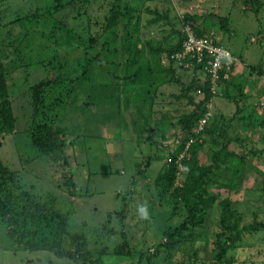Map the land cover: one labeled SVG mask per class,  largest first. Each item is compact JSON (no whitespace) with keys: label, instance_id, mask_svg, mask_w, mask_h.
<instances>
[{"label":"rangeland","instance_id":"1","mask_svg":"<svg viewBox=\"0 0 264 264\" xmlns=\"http://www.w3.org/2000/svg\"><path fill=\"white\" fill-rule=\"evenodd\" d=\"M58 2L63 6L57 8ZM255 9L254 2L245 5L244 0H89L74 6L69 0H0V66L10 67L7 65L16 61L18 51L23 57V62L8 69L12 81L8 82L11 93L7 100L13 125L10 131L0 130V161L15 176L14 182L7 180L13 203L30 206L25 200L28 194L48 212L65 214L71 232L82 234L89 249L102 250L104 264H136L140 257L141 264H263L264 252L258 255L257 249L264 251V238L257 236V231L233 236L236 232L221 233V224L231 225L236 220L240 229L261 221L258 213L264 208V184L260 188L257 180L264 183V167L260 168L264 160L257 159L253 148L243 153L236 145L234 149L224 145L221 133H225L226 121L215 109L209 112L214 97L205 101L212 95V85L180 66L178 77L185 85H193L184 99H177L180 89L170 83V73L164 68L167 51L178 40L176 34L187 26L212 33L218 44L229 49L238 61L231 69L229 84L222 83L216 95L236 99L238 88L243 93L250 85L248 99H253L240 105L238 120L242 123L232 126L238 141L242 134L239 127L256 123L257 112L264 110V104L254 100L264 93V6L258 14ZM29 15L36 16V31L19 25ZM217 17L227 19L230 32L219 28ZM83 27L90 32L84 36V45L81 38L72 37L81 34ZM52 29L56 42L47 47L44 38ZM25 37L27 41L21 44ZM124 58L132 59V70L150 78L143 86L156 92L153 97H137L147 91L140 87L110 92L108 83L111 76L119 74L121 67L116 64ZM79 63H88L87 73ZM43 79L76 83V99L68 100L70 104L63 108L61 126L68 132L62 137V150L51 156L37 153L28 138V131L42 120V114L34 110L30 88ZM161 86L165 90L159 94ZM117 97L119 111L111 109V104L116 106L111 99ZM220 100L217 108L235 112L233 102ZM193 107L199 113L204 109L199 120L209 112L204 137L179 132L177 119ZM75 125V131L70 129ZM224 146L229 152L241 151L228 161L230 171L223 167L214 171L219 182L231 175L230 189L226 191L223 184L208 188L215 199L205 202L203 224L187 229L175 242L167 241L165 232L180 226L192 199L160 191L154 185L155 177L175 172V185L190 183L194 167L210 165L213 153ZM57 155L68 162L74 194L62 184V171L51 159ZM178 155L184 159L181 168L166 164ZM224 198L231 203L229 212L222 209ZM139 204L147 207V220L137 215ZM166 242L169 248L164 247ZM117 246L127 249L130 256L114 255ZM64 247L73 250L68 243ZM157 247L159 256L148 263L146 258ZM0 264L81 263L58 259L49 252L20 251L0 226Z\"/></svg>","mask_w":264,"mask_h":264},{"label":"trees","instance_id":"2","mask_svg":"<svg viewBox=\"0 0 264 264\" xmlns=\"http://www.w3.org/2000/svg\"><path fill=\"white\" fill-rule=\"evenodd\" d=\"M88 1L89 0H72L71 2L69 0L72 6L77 4V2H79V5H81L82 2L87 3ZM251 2L255 3V12L258 14L260 8L264 6L263 2L261 0H244L245 5H249ZM62 6L63 5L58 2L57 8ZM53 9L55 10L56 8L53 7ZM109 14L111 15V12ZM28 17L29 19H25L27 20L26 22H23L19 25L31 29V31H36L37 27L34 25V23H36V16L29 15ZM217 18L219 20V28L224 29L223 31L226 33L230 32V29L226 25L227 19L222 17ZM110 19H113L112 16ZM192 30L197 36H202L204 33L194 28H192ZM25 33H27V31H25ZM89 34V29L83 27L81 34L80 32H77V34L72 35V37H76L77 40H80L81 38L80 42L84 45V36H89ZM185 37L186 34L184 31L182 33L176 34V38L178 40L174 44V46L171 47L169 51H167L168 65L164 67L165 70L170 73V83L175 84L180 89V93L175 96L177 99H184L193 85V82L185 85L184 81H182L178 77L177 73L179 72L176 71H180V66L178 65L176 60L171 58V55L182 51V43ZM27 39V37L22 38L23 41L21 42V44L26 42ZM44 42L46 43L47 47H50L56 42L53 29L48 35H46V37L44 38ZM93 45L94 42L91 46L93 47ZM227 50L230 51L229 49ZM231 54L238 61V59L232 52ZM20 61L23 62V57L21 55V52L18 51L16 61H10L7 66L12 67L11 65L14 63V67V65L18 64V62ZM224 62L225 58L222 59L223 64ZM236 62H234L232 66H234ZM82 64L83 63H81L80 65ZM85 66H88V63H85V65L83 64L84 70L86 69ZM116 66L118 68L121 67V69L119 68L118 70L119 74L111 76L110 82L108 83L110 92L119 91V88L121 87L126 88L127 90H135L136 88L140 87L141 89H147V91L142 90L140 95H137V97L145 98L147 94H149L150 97H153L155 95L156 92H149V88H145L143 86V83L145 81H148L150 78L147 77L145 79L137 71L132 70L133 61L131 58L122 59L120 62H117ZM10 67L0 66V130L9 131L13 125L12 106L7 100L11 93L10 85L8 84V82L12 81V78H10L8 71ZM148 68L150 67L148 66ZM155 68V70H158L157 67ZM151 70L152 69H149V73L151 72ZM192 72L197 73L199 78H203L206 85H212L211 77L203 71L202 63L195 62V66L192 68ZM85 73H87V70H85ZM224 73V70L219 71L217 79L215 80V90H217L218 92L219 89L221 90L222 83L229 84L228 79L231 75V71L229 72L227 77H224ZM57 79H43L37 84L32 85L30 88L31 102L36 106L34 108L35 112L37 114H42V116H40L42 120L38 123H35L34 127L28 131V138H30V142L34 147L31 144L30 145L35 149L37 153L43 156H51L53 152L59 153L62 150V137L66 132H68L66 128L61 126L65 111L63 108L64 106H68L70 102H73L76 99V94L74 93V91L76 90V83L74 84L73 81V83L71 84H61L60 82H58L59 79ZM240 90L241 88H238L239 97H237L236 99L227 94H225L227 96H225L224 98L235 104L237 113L239 112V103L241 101V97L243 96V93L240 92ZM209 92L212 95H208L205 101L210 102L213 97L220 98L216 95L218 93L212 92L211 89ZM68 100L70 101L69 104L67 103ZM111 101L116 102V106L111 104V109L115 107L117 109L116 111H119L120 105L117 104V102L120 101L119 98L117 97L115 98V100L114 98H112ZM85 105L90 108V105L88 103H85ZM195 108L196 109H194L193 107V110H190L187 114L181 115L179 119H177L180 134H184L186 136L188 134L194 133V124L196 123V121L198 123L199 118L204 112L203 109V111L199 113L197 107ZM77 128V125H75L70 129L75 131ZM204 131V129L200 131V133L198 134L199 137H204ZM221 134L224 136V145H227L230 142L229 137L225 133ZM148 140L149 142L158 146L157 143L153 141V139L149 138ZM165 143L167 142L165 141ZM179 155L177 157L174 156L166 164L170 165L171 167H175L176 165L178 169L181 168L183 166L184 159L183 155L180 157ZM235 155L236 154H234L233 152L226 151L225 146L221 147L213 153L212 163L206 167H202L201 169L194 167L195 171L190 183H185L182 186L175 185V180L177 178L175 172L169 173L165 171L163 173H159L155 177L154 185L160 191L164 193H171L175 195L176 198L184 196L185 198L192 199L186 208L187 217L182 221L180 226L175 228L171 232H165L167 241L175 242L176 239L182 237L183 233L187 229L198 228L203 224L205 202L208 199L214 202L215 199L214 195H212L211 197V195L209 194L208 188L212 186L216 189L218 185L223 184L226 191L230 189V186H228V184L229 180L232 178L231 175L229 177H224V179H221L222 182H219L220 178L214 175V171H220L222 167L225 169V171H230L231 167L228 166V164H230L228 161ZM51 159L53 160V163L58 165V167L62 171V184L70 193L74 194V183L67 160L60 155L52 156ZM148 159H150V157ZM241 160H244L243 156ZM148 164L149 163H146L145 165L148 167ZM7 180L11 183L14 182V173L12 172V170L4 166L0 161V226L4 229L7 238L11 240V242L16 246L17 249L29 253L49 252L58 259H71L72 261H76L81 264L105 263L104 260L101 259V256L104 254L101 253L102 250L95 252L89 249L86 244V239L82 234H77L76 232H71L69 230L68 219L65 214L55 211L48 212V209L44 204L35 202L28 194H26L25 200L30 206L18 207L15 203H13ZM262 184L264 183L262 182ZM225 198L223 199L224 201H221V205L223 206L222 209L225 212H229L230 208H232L230 207L231 203ZM262 227H264L263 222L253 221L251 224L244 225L240 229H238L236 220H234L231 225H224L222 223L221 233L233 231L236 232V234H233V236H235L245 232H256ZM221 233L220 235L218 234V236H221ZM67 243L73 246V250L64 247V245ZM165 246L169 248L170 243L166 242L164 247ZM158 247L153 254L150 253L152 255H149L146 258L148 263L153 258L159 256L160 252H158ZM113 253L114 255L124 257H129L131 254L122 246H117ZM136 264H141V257L137 260Z\"/></svg>","mask_w":264,"mask_h":264},{"label":"built area","instance_id":"3","mask_svg":"<svg viewBox=\"0 0 264 264\" xmlns=\"http://www.w3.org/2000/svg\"><path fill=\"white\" fill-rule=\"evenodd\" d=\"M186 37L182 43V51L171 55V58L176 60L179 66L183 67V70L191 69L196 63L203 64V71L211 77L212 92L218 93L215 90L216 82L219 71L224 70V77H227L231 69L233 68V63L237 60L224 46L218 44L211 34H203L202 36H197L195 32L190 27H185L183 30ZM225 58L224 64L222 59ZM209 112L205 114L194 127L193 132L197 135L204 129V124L207 123ZM199 137V135H198ZM193 142V139L189 140Z\"/></svg>","mask_w":264,"mask_h":264},{"label":"crops","instance_id":"4","mask_svg":"<svg viewBox=\"0 0 264 264\" xmlns=\"http://www.w3.org/2000/svg\"><path fill=\"white\" fill-rule=\"evenodd\" d=\"M250 88H251V86L248 85V86H245V89L243 90L244 91L243 92L244 97L243 96L241 97V101L239 103V111L242 107V106H240L241 104H243V105L248 104L249 101L251 102L253 100V99H248V97H250V95H251ZM164 90H165L164 87L161 86V88H159V94H162ZM220 99L227 100L224 98L214 97L212 99L211 104H210L209 112H210V109H212V108L215 109L214 111L220 112L221 116L226 121L225 125H227V127L223 126V128H224L223 130H225V134L230 139V142L227 145L232 149H234V146L236 145V146H238L239 150H243V153H244V151L252 150V148H253V150L256 152L255 155L257 154V159L259 161L264 160V114L262 112L264 110L257 112L258 115H257V122L256 123H253L251 125H243V126L241 125L239 127V131H241L242 134L239 137L240 139L238 141H236L235 136L233 135L232 126L234 124H236L237 121H240L242 123V120H238L240 118L239 116H241V115H238V113L236 112V109H235L234 113L233 112L227 113V112H225L224 106H222L223 109H219V107L217 108V106L221 105L219 102V101H221ZM254 100L260 102L261 105L264 104V93L261 94L258 98L256 97ZM227 101H229V100H227ZM233 114H234V116H236V118H234V119L232 117ZM228 125H229V127H228ZM253 135L257 136L256 140L252 139ZM239 150L234 151V154H240L241 151H239ZM245 154H247V152H245ZM251 156H253V154ZM246 160L247 161L250 160L249 156L246 157ZM263 167H264V163L260 165V168H263ZM257 185H260V188H262L263 187L262 181L257 180ZM263 189H264V187H263ZM258 216H259V220H261L260 222H264L263 221L264 220V208L261 211H259ZM258 235H260L262 238H264V227L257 230V236ZM262 238L260 239L261 240L260 244H262ZM263 252H264L263 249H257L258 255L262 256Z\"/></svg>","mask_w":264,"mask_h":264},{"label":"clouds","instance_id":"5","mask_svg":"<svg viewBox=\"0 0 264 264\" xmlns=\"http://www.w3.org/2000/svg\"><path fill=\"white\" fill-rule=\"evenodd\" d=\"M136 211H137V215L139 216V218L144 219V220H147L149 218V212L145 205L143 204L137 205Z\"/></svg>","mask_w":264,"mask_h":264}]
</instances>
